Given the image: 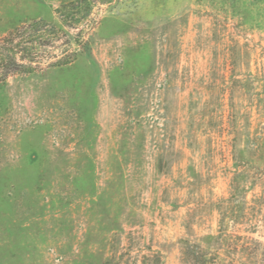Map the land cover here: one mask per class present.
Wrapping results in <instances>:
<instances>
[{"label":"rangeland","instance_id":"1","mask_svg":"<svg viewBox=\"0 0 264 264\" xmlns=\"http://www.w3.org/2000/svg\"><path fill=\"white\" fill-rule=\"evenodd\" d=\"M0 43V264H264V0H0Z\"/></svg>","mask_w":264,"mask_h":264},{"label":"trees","instance_id":"2","mask_svg":"<svg viewBox=\"0 0 264 264\" xmlns=\"http://www.w3.org/2000/svg\"><path fill=\"white\" fill-rule=\"evenodd\" d=\"M0 50H3V45L0 43ZM1 56V55H0ZM3 60L2 59H0V63L2 62ZM14 62V61H13ZM15 63V62H14ZM16 64V63H15ZM0 66H2L3 67V64L2 65H0ZM16 66V65H15ZM18 66V65H17ZM14 71H17V69H15ZM13 71V72H14Z\"/></svg>","mask_w":264,"mask_h":264}]
</instances>
